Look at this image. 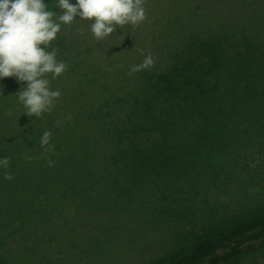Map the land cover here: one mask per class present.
<instances>
[{
	"label": "trees",
	"instance_id": "16d2710c",
	"mask_svg": "<svg viewBox=\"0 0 264 264\" xmlns=\"http://www.w3.org/2000/svg\"><path fill=\"white\" fill-rule=\"evenodd\" d=\"M153 1L160 4L144 41L131 38L130 25L99 41L92 21L62 25L48 50L58 49L68 69L56 79L45 74L61 96L42 118L24 113L15 77L0 79V158H10L9 168L0 167V214L11 212L6 203L47 213L51 184L62 190L63 207L93 198L107 211L94 217L118 224L100 226L92 264H120L105 250L113 236L148 228L184 202L182 233L174 228L155 258L137 264H260L264 211L220 216L208 190L219 185L229 193L231 179L248 177L250 155H264V0ZM45 3L59 14L55 0ZM149 53L154 64L143 68ZM134 66L140 70L130 75ZM45 131L53 152L39 143ZM33 182L51 184L29 191ZM240 189L229 193L236 197L229 204L264 202L259 180ZM199 193L208 222L190 210Z\"/></svg>",
	"mask_w": 264,
	"mask_h": 264
},
{
	"label": "rangeland",
	"instance_id": "374dc122",
	"mask_svg": "<svg viewBox=\"0 0 264 264\" xmlns=\"http://www.w3.org/2000/svg\"><path fill=\"white\" fill-rule=\"evenodd\" d=\"M206 2L209 3V0ZM204 3L205 0H203ZM159 4L154 3L153 0H146L144 5L146 19L139 26H133L131 30L126 29L129 30L131 36L133 35L131 38L134 41H144L145 37L148 36L149 30L152 28L150 23L152 24L155 14L157 15L155 6ZM239 7L243 10V7L246 6L239 5ZM204 9L207 11L206 8ZM261 151L264 154V149ZM247 169L249 174L246 179L238 175V177L231 179L232 189L229 190V193L239 190L238 194H240L242 192L240 187L243 189L247 188V190L251 187L254 189V183L257 180L262 184L264 183V155L262 158L259 154L255 155V152L250 155ZM45 184L49 185L51 183ZM48 185L33 182L27 187H29L30 191L35 187L45 189ZM200 185L202 184L200 183ZM50 186H53V194L45 192L48 198L45 199V205H43L46 206L47 213H42L41 210L37 212L33 210L34 212L26 213L24 210L12 206L11 203H6L11 212L0 214V264H92L97 260L94 246L99 245L100 241L96 240L95 242L94 237L99 234L103 235V231L100 229L101 225L116 224L117 221L107 218V216L95 218L94 215L103 214L105 210L104 208H98L99 203H92L88 200H94L93 198L87 197V199H83L82 203L83 205L85 204L84 206L81 205V202H70L71 204L68 203L67 206L63 207V204H60L58 200L62 190L57 184H51ZM216 190L217 194L215 193ZM222 190L219 185L216 188L213 185L208 190L212 195L210 202L213 201L215 203V200L218 201L219 199L218 210L220 211V216L224 217L234 212L249 216L253 213L258 214L264 211V202H255L242 206L231 205L229 201L235 199V195V198H229V193L225 192L223 194ZM50 191L52 192V190ZM215 197L218 199H215ZM198 200L199 204L190 210L194 212L192 213L193 216L195 215L194 217L199 215L202 220L208 222V216L204 215L206 211L202 209L203 203H206L200 193ZM250 200L255 201L256 199ZM87 203H91L95 208L88 209ZM184 205V202H177L178 207L175 206V210H172L169 206L166 208V212H160L162 217L160 221H156L154 225L148 222V228L133 229L130 233L125 231V235L120 232L122 234L111 238L110 244L107 245L105 250L109 255H114L116 261L120 264H137L142 259L155 258V255H158L159 251H161L158 244H161L162 239L167 238L174 231V228L179 233H182L179 209ZM94 209L99 211L94 212ZM183 210L185 213L189 212L187 206H184ZM89 213L92 215H89ZM166 214H170L171 217H166ZM74 230H77L78 236L81 234L84 236L75 237L73 235ZM90 236L93 237L90 238ZM92 256L95 259H92ZM260 264H264V259Z\"/></svg>",
	"mask_w": 264,
	"mask_h": 264
},
{
	"label": "clouds",
	"instance_id": "9594fccd",
	"mask_svg": "<svg viewBox=\"0 0 264 264\" xmlns=\"http://www.w3.org/2000/svg\"><path fill=\"white\" fill-rule=\"evenodd\" d=\"M146 0H55L52 9L45 0H0V79L15 77L21 88L15 93L29 117L42 118L51 113L61 96L59 90L50 88L45 74L56 79L65 73L68 65L57 60L58 49L51 43L61 31L62 25L71 26L76 18L89 20L91 33L96 40H103L119 26H139L146 19ZM43 45V47H41ZM154 59L149 53L143 61V68L151 67ZM140 70L134 66L129 74ZM24 82H27L26 85ZM11 111V110H9ZM71 119V116H68ZM60 121H57L59 125ZM51 133L45 131L40 145L46 152H53ZM27 161L32 157L24 155ZM49 167L54 161H48ZM10 166V158H0V167ZM4 178L11 181L13 175L5 172Z\"/></svg>",
	"mask_w": 264,
	"mask_h": 264
}]
</instances>
